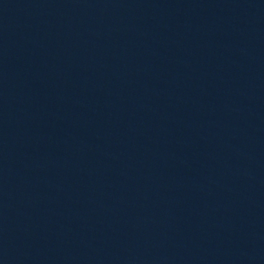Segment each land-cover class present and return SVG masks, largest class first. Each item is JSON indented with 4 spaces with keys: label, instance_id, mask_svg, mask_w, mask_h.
<instances>
[{
    "label": "water",
    "instance_id": "water-1",
    "mask_svg": "<svg viewBox=\"0 0 264 264\" xmlns=\"http://www.w3.org/2000/svg\"><path fill=\"white\" fill-rule=\"evenodd\" d=\"M0 264H264V0H0Z\"/></svg>",
    "mask_w": 264,
    "mask_h": 264
}]
</instances>
